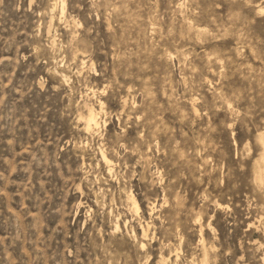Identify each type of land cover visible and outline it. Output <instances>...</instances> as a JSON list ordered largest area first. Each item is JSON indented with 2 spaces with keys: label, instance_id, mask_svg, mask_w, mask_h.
Returning a JSON list of instances; mask_svg holds the SVG:
<instances>
[{
  "label": "rangeland",
  "instance_id": "rangeland-1",
  "mask_svg": "<svg viewBox=\"0 0 264 264\" xmlns=\"http://www.w3.org/2000/svg\"><path fill=\"white\" fill-rule=\"evenodd\" d=\"M65 2L0 0V264H264V0Z\"/></svg>",
  "mask_w": 264,
  "mask_h": 264
},
{
  "label": "bare ground",
  "instance_id": "bare-ground-1",
  "mask_svg": "<svg viewBox=\"0 0 264 264\" xmlns=\"http://www.w3.org/2000/svg\"><path fill=\"white\" fill-rule=\"evenodd\" d=\"M59 2L61 4V12L63 13V10L65 8L66 2H65V0H59ZM258 12L259 13H264V6L258 7ZM197 29L199 30V28H197ZM63 77H64V80H65L66 75H63ZM101 108L102 107H101V103H100V110H101ZM99 112H101V111H98L97 108H95L93 105L86 104V115L82 117L84 119V129L86 131H88V132L94 131V129L97 128V125L99 123V121H98ZM257 140L260 142V144L262 146L261 147L262 148V152H261L259 158L256 160V162L254 164V177H255L256 183L261 185L259 183V180H258V175L261 172V170L264 169V129L261 132H259V134L257 135ZM101 158L104 161V163L109 167V170H110L111 167L113 166V161L104 152H101ZM253 180H254V178H253ZM253 183H255V182H253ZM262 189H263V187H262ZM262 189H260V190H262ZM127 199L133 205L134 210L138 211L139 210V204H138L135 196L133 194H129V195H127ZM152 210H153V208H152ZM116 227H118V226H116ZM142 232L145 233V228H142ZM205 247L206 246L203 245V248H204L203 249L204 260L207 259V249ZM160 261L161 262L165 261L164 256H161Z\"/></svg>",
  "mask_w": 264,
  "mask_h": 264
},
{
  "label": "snow or ice",
  "instance_id": "snow-or-ice-1",
  "mask_svg": "<svg viewBox=\"0 0 264 264\" xmlns=\"http://www.w3.org/2000/svg\"><path fill=\"white\" fill-rule=\"evenodd\" d=\"M259 183L264 186V169L261 170V172L258 175Z\"/></svg>",
  "mask_w": 264,
  "mask_h": 264
}]
</instances>
